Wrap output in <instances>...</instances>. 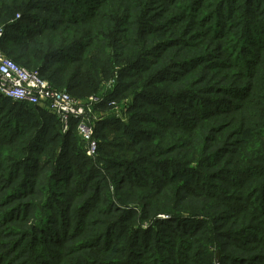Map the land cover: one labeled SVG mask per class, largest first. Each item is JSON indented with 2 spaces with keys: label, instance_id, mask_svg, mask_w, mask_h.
Here are the masks:
<instances>
[{
  "label": "rangeland",
  "instance_id": "1",
  "mask_svg": "<svg viewBox=\"0 0 264 264\" xmlns=\"http://www.w3.org/2000/svg\"><path fill=\"white\" fill-rule=\"evenodd\" d=\"M164 1L166 0L161 2ZM186 1L177 0L175 4L163 3L162 5H165L163 12L160 14V10L159 14H155L157 17L152 20L153 25H160L173 12L180 11L176 5H186ZM234 2L235 8L232 11L222 6L221 13L212 11L206 6L202 7L203 12L212 11L211 14L203 20L201 18L204 15L200 13L198 22L201 21V23L196 21L191 26L196 33L208 28L212 34V31L221 32L219 26L212 27L216 26V23H221L222 31L225 28L228 29L226 36L220 37L215 42L202 36L197 37L193 42L199 43V47L178 42L163 53L162 58L165 60L163 65H168L174 59L184 62L182 66L172 68L170 72V75L176 76L180 71L183 72L178 75L177 79L166 78L149 82L147 83L148 88H143V90L136 85L109 99L117 92L119 86L133 80L132 77L129 78L126 75L121 77L118 74V71L126 68L128 64V58L120 60L121 66L117 64L115 72L104 79L100 89L92 93L89 98L93 95H104L105 97L102 102L105 104L99 103L98 106L91 108L97 119L117 118L122 122L120 127L124 123L125 126L117 132L110 129L104 132L98 131L101 149L95 155L88 154L85 140L76 126H73L72 131L75 132L77 141L74 152L70 153V160L62 162V158L56 161V156L52 157L49 168L55 173L59 168L65 169L61 174L62 177L71 168L78 171L79 175L73 178L72 182H82L86 181L87 177H94L92 180H87L89 186L87 190L91 195L99 198L100 192L97 188L101 185L107 187L109 191L114 190L118 201L116 205L131 210L126 215L128 220L119 221L123 217L120 212L115 215L106 214L107 216L102 219L111 217L113 221L110 230L107 231V226L101 225L99 221L104 213L102 210L107 208V205L97 201L92 205L91 210L94 212L89 218L93 224L84 226V220L74 215L71 233L75 235L65 242L59 228L44 222L50 213L46 207L52 209L54 204L72 206L76 200H73L72 204L68 195L62 196L47 192L51 187L39 172L36 177L35 201L40 207L34 215H30L28 211L23 213L19 202L12 201L10 195L4 198L7 191L3 192L0 188L2 191H0V212L9 222L7 225H2L0 220V264H233L234 262L264 264V207L260 204L259 191L258 193L255 191L257 193L255 195H248V192L256 187L257 190L264 187V46H258L260 39L264 36V0H246V9L245 0ZM66 8L78 11L76 3L71 6L65 5L62 9ZM103 8H100V11ZM186 21L188 20L171 21L170 27H167L169 25L167 24L160 30L153 31L149 40L157 41V44L145 41L147 49L151 52V59L156 58V45H160L158 42L162 41L159 39L167 41L178 37L184 31ZM135 27L131 25L127 35L133 37ZM210 33L205 34L211 35ZM123 35L121 34L120 37ZM139 46L142 47V42ZM206 49H215L217 57L212 59L208 56L200 59L191 58L192 55L202 53ZM238 55H240L239 59ZM186 61L187 63L200 62L188 66ZM245 61H248V64ZM186 66L187 70L184 69ZM132 70L134 73V69ZM147 79L149 77H146ZM231 83L237 84L230 86ZM248 83H252L254 90L250 88L248 94L243 97V86ZM219 87L220 90L217 91ZM187 88L200 91V93L190 94L191 96L180 94L183 89ZM251 90L254 91L252 95ZM141 92H148L152 95V102L149 103L146 99L139 98ZM163 92L166 95L161 96L160 93ZM134 97L142 99L139 103H135L138 105L135 111L130 108ZM218 99H229L232 105L234 102L244 104L234 108L235 110L231 112L229 110L232 107L212 115L201 116L202 113L206 114L215 109ZM247 99L249 101L246 103ZM133 113H138L140 117L136 114L135 117L131 116L134 115ZM243 121H246L247 128L249 126L252 128L255 121L263 127L253 128L255 132L245 131L247 134L243 136L245 139L244 153L236 156V159H245L242 165L253 163L261 166L257 167L258 172L254 175L252 173L249 177H244L242 185H237L233 181L235 178L231 181L230 174L222 173L213 180L216 186L211 188L207 182L210 178L198 175L199 169L213 175L217 172V170H210V167L206 165L208 164L206 158L203 157L215 151L210 148L214 142L208 139L202 141V133H205L204 136L211 135L210 128L213 122H222L218 125L227 123L226 125L235 127L229 128L232 130L229 131L231 145L237 144L241 136L235 133L236 128L240 129ZM113 124L117 125V122ZM166 124L173 126L167 127ZM128 126L132 132L136 131L139 134L138 138H141L140 145L132 149L128 148L131 145L128 139L121 136L122 130ZM262 128L263 133L256 131ZM227 131L225 129L223 135ZM144 133H151L152 136L155 133L159 135L149 142L144 139ZM201 141L207 151L200 150ZM4 151V156L18 158L20 155L21 157V154L15 156L6 149ZM33 157L38 160L47 159L38 154ZM179 161L192 162V165L186 166ZM198 162L203 164L201 168L197 167ZM9 163L5 162V165ZM112 163L119 165L115 166ZM220 165H225L224 159ZM163 169L167 171L163 173ZM172 171L182 172L181 177L179 179L169 178ZM132 174L141 179V182L130 184L123 180L126 176L133 177ZM162 179L167 180L162 183ZM3 184L0 182V187L5 188L6 184ZM64 186V193L69 194L71 190H75L72 189L71 184ZM117 186L120 188L113 189ZM211 189L219 195L211 197L205 193L206 190L211 191ZM104 195L109 196L107 193ZM247 196L249 199L245 198ZM164 210L171 211L172 215H178L180 219H170L171 215L164 213ZM56 218L61 217L56 216ZM203 218L205 223H203L201 233L187 237L183 229L197 225ZM29 225L38 227L36 233L41 242L33 244L28 235L22 236V231L29 228ZM250 227H254L253 231L256 233L257 240L246 242L249 236L243 235L240 237V240L244 242L241 245L230 241L228 233ZM56 230L59 236L56 235ZM82 230L84 233L79 234ZM145 231H151L150 237L147 238ZM156 231L159 233L157 234ZM103 232H106L105 236L101 234ZM190 232L191 230L188 229L187 233ZM62 240L63 243L59 245L60 249L56 248L57 241ZM85 240H88L89 244H86ZM91 241L97 245H90ZM185 245L187 248H184ZM75 246H78L75 254L66 253V250L70 251L69 249ZM181 252L187 256L184 257Z\"/></svg>",
  "mask_w": 264,
  "mask_h": 264
},
{
  "label": "trees",
  "instance_id": "2",
  "mask_svg": "<svg viewBox=\"0 0 264 264\" xmlns=\"http://www.w3.org/2000/svg\"><path fill=\"white\" fill-rule=\"evenodd\" d=\"M74 1L78 6V11L68 10L67 8L62 9L65 5H75ZM161 1L163 0H126L124 2L120 0H77V2L76 0H0V29H4V35L0 40V47L5 55L14 59L22 66L39 70L41 76L47 79L55 88L66 90L79 100L87 99L92 93L98 91L102 81L115 72L114 69L116 65L118 64L121 66V63H119L121 62L120 60L128 58L127 67L121 68L122 70L120 69L118 74H120L121 77L124 75L129 78L132 77L133 80L119 86L117 92L109 97V99H112L116 95L122 94L123 91L136 85L143 90V88H148L147 83L149 82L166 78H170L171 80L177 79L179 77L178 75H181L183 72L181 73L180 71L177 76L170 75V72L173 70L172 68L180 67L184 62H178L179 59H174L168 65H163L165 62L162 58L163 53L178 42L182 44H193L199 47V43L193 42L197 37L202 36L205 37V39L208 38L211 42H215L218 41L220 37L226 36L228 29L225 28L224 31H222L223 26L220 25L221 23H216V26H212L215 28L219 26L221 32L216 33L212 31V34L210 33L211 30L208 28L205 31L196 33L191 29V26L196 21L197 23H201V21L198 22L200 13L204 15L200 18L206 20L212 11L221 13L222 6H225L228 11H232L235 8V0H187L186 5H176L180 11L173 12L172 15L160 25H153L152 20L157 17L155 14H159L160 10V14L163 12L165 5L163 6L162 4L168 2L175 4L177 0ZM205 6L212 11L203 12L201 8ZM246 7L245 0V9ZM100 8L103 9L100 11ZM183 19L188 21L185 22V29L182 34L178 37L168 39L167 41L159 39L162 41L158 42L160 45H156V58L151 59V52L147 49L145 41L157 44V41L154 42L151 39L149 40L153 31H158L167 24H169L167 27H170L171 21H182ZM131 25L136 26L134 28L133 37L127 35ZM188 26L190 27L189 29ZM79 31L80 33H78ZM207 32L211 35H206L205 33ZM121 34H124L123 37H120ZM141 42L142 47L140 48L139 45ZM258 46H264V36L260 39ZM214 50L215 49H206L202 51V53L192 55L191 58L200 59L208 56L209 59H212L213 57H217ZM239 57L240 55H238V59ZM199 62L200 61H191L187 63L186 61V64L192 66ZM245 63L248 64V61H245ZM207 64L210 65L209 63ZM186 68L187 66L184 67V69ZM132 69H134V73ZM146 77H149V79L146 80ZM231 84L230 86H236L237 83ZM220 87L217 91L220 90ZM223 88L227 89V87ZM250 88L254 90L252 83L243 86V97H245V94H248ZM252 90L250 93L251 95L254 93ZM193 93L199 94L200 91L187 88L180 92V94L183 95H190ZM140 94L139 98L146 99L149 103L152 102V95H149L148 92H141ZM160 95H166V93L163 92L160 93ZM142 99L134 97L130 107L131 110L135 111L138 106L135 103H139ZM248 101L249 99H247L246 103ZM165 103L166 102H164V104ZM102 104L105 103H101V105ZM243 104L234 102L232 105L229 99H218L215 109L206 114L202 113L201 116L212 115L223 109L225 110L232 107L231 110H229L231 112L235 110L234 108L238 106L241 107ZM255 104L258 103L255 102ZM133 114L134 115L131 116L135 117V114L137 115L138 113ZM137 116L140 117L139 115ZM144 117L146 119L148 118L147 116ZM113 122H117L118 126L114 125ZM243 122H241L240 129L236 128L237 131L235 133L241 136L237 144L231 145V139L229 137L231 133H229V131L232 130H229V128L235 127L226 125L227 123L218 125V123L222 122H213L214 124L211 126L212 128H210L212 134L204 136L205 133H202V141L208 139L214 142L210 148L215 151L203 157L206 158V162H208L206 165L210 167V170H217V172L216 175H213L211 173H204L199 169L198 175H203L204 178H210L207 182L211 188L216 186L213 180L222 173L230 174L231 181L232 178H235L233 181H235L237 185H242V180L245 179L244 177H249L252 173L254 175L258 172L257 167L261 166L253 163L242 165L245 159H236V156L244 153L245 139L243 136L247 134V130L255 132L253 128L257 126L260 128L263 127V125L255 121L252 124V128L249 126L250 129H248L249 127H246V121ZM121 123L122 122L117 118L113 119L108 117L96 121L95 137L98 141L97 154L101 149L98 131L104 132V130L109 129L113 130V132L121 131V127L125 126L124 123L120 127ZM77 124L78 120L72 118L69 128L63 131V123L60 117L52 112L48 106L13 100L0 93V182L4 183L3 185L6 184L5 188H0L3 192H8L5 193L6 195H4V198L10 195L12 201L19 202V206L22 207L23 213H27V211L30 215L37 213L40 205L35 201L37 194L36 177L38 176L37 174L41 172L42 177L48 181V185L51 187L47 192L61 194L62 196L68 195L71 201L70 203L72 204L73 200H76L72 206L69 204L65 206L54 204L52 209L46 207L47 210H50V213H48L44 222L55 228H59L65 242L75 235V233H71L72 218L74 215L84 220V226L93 224V221L89 218H91L94 212L91 210L92 205L97 201L107 205V208L102 210L104 213L99 220L101 225L107 226V231L110 230L113 221H111V217L102 219L104 216L115 215V213L120 212L123 217L119 221L123 222L128 220L126 215L131 211L130 209H123L117 206L116 203L118 201L116 200L115 191H109L104 185L97 188L100 192L99 198L91 195L90 191L87 190V187H89L87 180H92L94 177H87L86 181L82 182H72L73 178L79 175L76 169L71 168L64 177H62L61 174L65 169L59 168L56 173L51 171L52 169L50 170L49 165L52 162V157L56 156V161L61 158L62 162H68L70 160V153L74 152L75 142L77 141L76 134L72 131V127L76 126L77 128ZM129 126V129L126 127L122 130L121 136L128 139L131 143L128 148L132 149L140 145L141 138H138L139 134L136 133V131L132 132ZM166 126L171 127L173 125L166 124ZM225 129L228 131L223 135ZM262 130L263 128L257 129L256 131L263 133ZM158 135L159 134L155 133L152 136L151 133H146L144 139L152 142ZM202 141L200 143V150L207 151ZM5 149L8 152L14 153L15 156H17L16 154H21V157L20 155H18V158L4 156ZM35 154L44 158L47 157V159H34L33 156ZM223 159L225 165L221 166L220 164ZM5 162L10 163L9 165H5ZM179 163L185 164L186 166L192 165V162L184 163L179 161ZM112 164H115V166L119 165L116 163ZM201 165L203 164L198 162L197 167L201 168ZM36 166L39 167L36 168ZM203 168H205V166ZM259 168L262 169V167ZM166 171V169H163L162 172L165 173ZM181 173L182 172L172 171L169 178L179 179L182 175ZM132 175L133 177L129 178L126 176L127 180L125 178L123 180L130 184L141 182V179L135 174ZM112 180L114 181L113 177ZM166 180L162 179L161 182L163 183ZM17 181L18 183H16ZM68 184H71L72 189H75L74 191L71 190V193H69L71 195L64 193L63 187ZM119 188L120 187L117 186L113 189ZM255 191L260 192V204L264 207V187L260 190H257L256 187L253 191H249L248 195L257 194L258 192L256 193ZM105 193L109 196H105ZM205 193L211 197L219 195V193L213 191V189H211V191L206 190ZM245 198L249 199L248 196ZM261 209L263 210L262 207ZM164 213L169 214V216L171 215L170 219H180L178 215H172V212L169 210H164ZM56 216H60L61 218L57 219ZM118 218H120V215H118ZM79 219H77L78 222ZM0 220L2 225H7L9 223L4 219V214L1 215ZM161 221L158 222L160 223ZM204 221L205 219L203 218L197 225L195 224L193 227H187L191 230L189 234L187 233L188 229H183V231L186 232L185 235L187 237L199 235L203 228V223H205ZM47 229L50 230L49 228ZM253 230H255L254 227L244 228L237 232L228 233V236L230 237V241H235L241 245L244 243L240 240V237L243 235L249 236L246 242L248 240H257V237H255L256 233H254ZM36 232H38V227L29 225V228L23 230L21 234L22 236L25 234L28 235L31 243L35 244L38 241L41 242ZM145 232L147 233V238L150 237L151 231ZM156 232L157 234L159 233V231ZM80 233L82 234L84 231L82 230L79 234ZM101 234L105 236L106 232ZM56 235L59 236L57 230ZM233 235L234 237H232ZM63 240L57 241L58 245L56 248L60 249L61 246L59 245L63 243ZM85 241L86 244H89L88 240ZM90 243V245H97L92 241ZM184 248H187V245H185ZM77 249L78 246H75L74 248H70V251L66 250V253L75 254L74 252H76ZM182 254L184 257L187 256V254ZM233 264L245 263L234 262Z\"/></svg>",
  "mask_w": 264,
  "mask_h": 264
},
{
  "label": "built area",
  "instance_id": "3",
  "mask_svg": "<svg viewBox=\"0 0 264 264\" xmlns=\"http://www.w3.org/2000/svg\"><path fill=\"white\" fill-rule=\"evenodd\" d=\"M4 29H0V40ZM0 93L8 98L32 104L46 105L56 113L63 130L69 128L70 120H78L77 130L87 144L89 155H95L98 141L95 137L97 117L92 113V106L105 100L104 95H93L89 99H77L70 92L55 88L43 78L36 69L20 65L5 55L0 47Z\"/></svg>",
  "mask_w": 264,
  "mask_h": 264
}]
</instances>
